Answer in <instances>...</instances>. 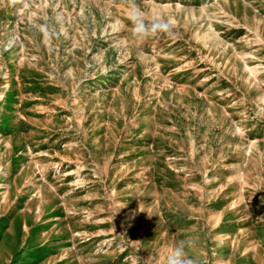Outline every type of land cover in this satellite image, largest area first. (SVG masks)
I'll return each instance as SVG.
<instances>
[{
    "label": "rangeland",
    "instance_id": "obj_1",
    "mask_svg": "<svg viewBox=\"0 0 264 264\" xmlns=\"http://www.w3.org/2000/svg\"><path fill=\"white\" fill-rule=\"evenodd\" d=\"M133 6L170 31L136 37ZM178 241L264 264V0H0V264Z\"/></svg>",
    "mask_w": 264,
    "mask_h": 264
},
{
    "label": "clouds",
    "instance_id": "obj_2",
    "mask_svg": "<svg viewBox=\"0 0 264 264\" xmlns=\"http://www.w3.org/2000/svg\"><path fill=\"white\" fill-rule=\"evenodd\" d=\"M128 19L133 26V34L138 38L167 33L171 28V25L165 18L153 16L149 19L143 10L137 6H133L130 9ZM41 30L46 36L51 35L46 27ZM186 248V241H178L175 247L166 255L165 264H193V261L186 255Z\"/></svg>",
    "mask_w": 264,
    "mask_h": 264
}]
</instances>
